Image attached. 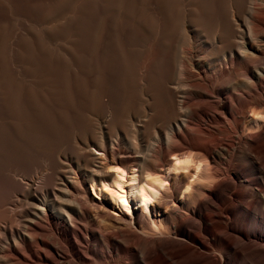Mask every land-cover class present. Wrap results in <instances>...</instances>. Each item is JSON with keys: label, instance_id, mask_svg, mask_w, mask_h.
<instances>
[{"label": "bare ground", "instance_id": "obj_1", "mask_svg": "<svg viewBox=\"0 0 264 264\" xmlns=\"http://www.w3.org/2000/svg\"><path fill=\"white\" fill-rule=\"evenodd\" d=\"M181 10L166 19L160 42L123 62L127 100L111 79L101 85V64L88 53L85 108L64 116L55 108L43 136L29 140L2 136L36 135L21 123L0 124V264H210L187 246L207 247L187 228L189 216L212 235L218 263L232 264L234 242L217 237L221 225L204 202L225 203L233 187L215 186L225 174L254 184L255 202H239L241 239L247 228L264 232V0H226L214 16L199 0H184ZM189 33L208 38L209 48H190ZM89 240L86 252L80 243ZM256 241L235 251L239 264H264Z\"/></svg>", "mask_w": 264, "mask_h": 264}, {"label": "rangeland", "instance_id": "obj_2", "mask_svg": "<svg viewBox=\"0 0 264 264\" xmlns=\"http://www.w3.org/2000/svg\"><path fill=\"white\" fill-rule=\"evenodd\" d=\"M168 1H171V3ZM199 1H202L207 13H211L210 15L214 16L218 12L220 5L226 0ZM93 7L96 11H94L95 9ZM119 7H121V9H119ZM183 8L184 0H0V52H3L0 53V71L2 70L0 73V124L21 123L20 125L36 133V135H28L27 133L3 132V138L11 141H22L34 137H42V131H45L48 126L51 125L52 119L55 116V108L60 110L59 114L64 112L62 116L66 113V108H69L72 113H75L77 108H85L84 102L86 94L89 91L86 90L87 88L82 73L83 62L88 53L90 57L92 56V60L98 61L101 64L103 72L101 85H107L108 80L111 79L115 83V89L119 96H121L123 100H127L130 92L125 84L123 62L126 58L129 59L137 53L144 52L147 44L154 37H157V41L160 42L164 36V29L162 26L165 24L166 19L171 15L173 19L177 20ZM89 23L90 25H88ZM103 26L105 27L103 28ZM85 27L87 29H85ZM154 28L156 30H154ZM103 35H105L104 38ZM186 38V42L188 41V43H191L189 46L192 45L190 47L192 49H194L197 44L204 49L209 48L208 38L198 37L190 33ZM85 41L89 42L86 43ZM27 42H29V44ZM135 46L136 48H134ZM30 53L31 55H29ZM13 59L15 60L14 62ZM160 61L161 56H158L151 70L154 76L159 70ZM13 64H15V67ZM228 96L229 101L237 104L232 95ZM33 97L35 99H33ZM193 100L195 101L196 99ZM215 101L214 99L213 101H208L206 106H213ZM9 108L12 109V115L8 117L6 116V112ZM135 108L141 107L136 106ZM260 136L261 132L252 137L257 139ZM240 168H242V166ZM221 177L219 178L220 180L218 179V182H216V187L225 188L228 185L233 187L232 192L225 193V203L222 204L208 197H204V202L205 205L209 207V213L213 215V221L221 225V228L216 230L217 237L222 242H234V249L230 255L231 263L239 264V262L235 260V251H238L243 243H255V240H257L256 243H264V232H260L255 228H247V230L251 231L250 236L241 239L240 234L244 232L245 229L242 221L243 209L239 202L242 201L245 205L255 202L256 198L252 195L254 184L247 185L237 179H233L229 174H225ZM256 177L257 175L253 173V171L247 172V178L251 179ZM224 205L236 207V212L229 214L222 211L221 209H223ZM186 221L188 222L187 228L194 234L196 233L198 238L207 244L206 248H199L200 246L188 242L187 246L190 250L196 251V255L201 253L200 256L197 255L199 261L219 264V252L211 245L212 235L200 228L201 220L199 218L196 220V217L189 216L186 217ZM238 238H240V241L237 240ZM93 244L94 241L92 240L83 241L80 243V248L85 249L87 252V249Z\"/></svg>", "mask_w": 264, "mask_h": 264}]
</instances>
